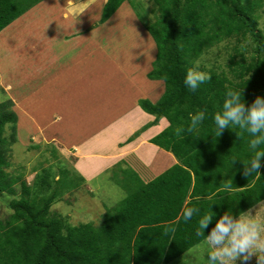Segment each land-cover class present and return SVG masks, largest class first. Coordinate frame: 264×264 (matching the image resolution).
<instances>
[{
	"label": "trees",
	"instance_id": "obj_1",
	"mask_svg": "<svg viewBox=\"0 0 264 264\" xmlns=\"http://www.w3.org/2000/svg\"><path fill=\"white\" fill-rule=\"evenodd\" d=\"M41 1L0 0V31ZM150 1L152 21L143 18L135 0H106L99 23L128 2L151 36L156 54L147 78L162 81L163 93L155 102L140 99L138 106L155 120H167L168 126L149 143L170 152L177 163L148 183L130 167H120L111 180L125 197L106 210L100 225L71 226L49 216L56 193L31 198V189L19 176L5 171L16 142L17 115L11 100L0 102V195H16L18 183L22 190V196L11 201L13 213L0 220V264H168L206 239L225 212L237 218L264 200V158L260 174H243V162L254 155L252 137L236 126L217 136L214 122L228 89L241 92L248 107L256 97H264V36L257 29L256 13L262 0ZM233 37L252 39V61L246 64L241 56L230 65L233 79L211 73L210 80L190 90L184 83L187 69L205 50ZM198 110L205 112V119L188 132L189 115ZM7 125L9 140L3 136ZM177 127L184 128L179 136ZM184 207L200 212L185 221ZM205 213L213 221L205 235L198 236V221Z\"/></svg>",
	"mask_w": 264,
	"mask_h": 264
},
{
	"label": "rangeland",
	"instance_id": "obj_2",
	"mask_svg": "<svg viewBox=\"0 0 264 264\" xmlns=\"http://www.w3.org/2000/svg\"><path fill=\"white\" fill-rule=\"evenodd\" d=\"M135 5L146 21H152L150 10L153 6L150 0H135ZM133 8L126 2L106 24L107 36H103V41L109 52V82L105 77L95 75L99 71L96 66L91 77L90 65L77 69L65 65L49 66L42 76L44 79L37 84L38 95L28 99L26 94L36 93H27L28 83H12L11 89L9 83L2 80L4 76L0 79V102L11 100L12 110L17 115L16 142L10 147L9 167L5 168V171L19 176L31 189V198L40 199L56 193L49 216L63 218L71 226L84 223L100 225L106 210L116 206L126 195L111 180L113 172H119L120 167L138 169L140 166L137 164H141L137 155L140 145L134 146L124 158L117 156L115 158L120 160L116 162L106 160L103 164L109 166L85 182L80 170L83 159H78L76 148L71 144L99 131L107 122L129 114L126 112V102L120 97L121 87L130 92L125 93L126 99H130L136 88L138 93H151V85L147 87L149 82L146 80H149L147 73L152 69L156 48ZM58 12L59 9L48 7L45 3L40 7V14H43L41 23L64 26V20L58 18ZM256 13L257 29L264 36V0ZM253 55L254 43L251 38L233 37L205 50L195 61L200 62L202 71L209 74L223 72L232 78L231 63L243 57L245 60L242 61L249 64ZM35 57L36 54L30 53L27 60L21 62L26 65L35 61ZM6 62L8 64L4 65V60H0V70L3 72L5 69L11 72L14 62L19 65L21 63L16 57ZM130 77H140L145 83L128 81ZM159 85L163 88L162 82L157 87ZM123 112L126 113L122 115ZM140 128L141 126L137 125L133 129L132 137H135L134 134ZM11 133L7 125L3 136L9 140ZM105 133L102 131L97 137L101 139ZM111 157L109 156V159ZM15 190L16 195H0L1 221H5L13 213L11 201L22 196L20 183L15 185Z\"/></svg>",
	"mask_w": 264,
	"mask_h": 264
},
{
	"label": "crops",
	"instance_id": "obj_3",
	"mask_svg": "<svg viewBox=\"0 0 264 264\" xmlns=\"http://www.w3.org/2000/svg\"><path fill=\"white\" fill-rule=\"evenodd\" d=\"M48 1L43 0L36 4L0 31V60H4V65L8 64L6 61L10 58L16 57L21 62L27 60L30 53L36 54L35 61L26 65L25 62H21L20 65L12 63L13 70L11 69V72H8L7 69L4 72L0 70V79L3 78L5 83H9L11 89L12 83H28L26 85L27 93L36 92L26 94L25 97L28 99L38 95L39 86L37 84L44 79L42 76L47 72L49 66L65 65L77 69L82 68L83 65L84 68L86 65H90V77L94 66H96L99 71L95 75L103 76L109 82V52L103 41V36H107L106 24L110 18L103 24L99 23L102 7L106 0H94V3L80 16L72 15L66 10L67 2L65 0H54L53 2L51 0L50 3ZM74 2L84 3L86 0H74ZM45 3L48 7L59 9L58 18L64 20V26H56L55 23L48 25L41 23L40 19L43 14H40V7ZM127 80L138 81L139 84L145 83L140 77H132V79L130 77ZM146 81L149 82L147 87L151 85L152 88L148 95L138 93V88H136V91L130 95V99H126L125 93L130 94V92L121 87L122 96L120 97L126 102L128 106L126 112L129 114L124 115L126 112H123L124 116L118 120L107 122L99 131L87 135L81 141L76 140L75 143H71L76 148L78 159L79 157L83 159L80 170L85 182L109 166L103 164L106 160L116 162L120 159L115 157L123 156L124 158L134 149V146L138 145L140 147L137 148V155L141 164L138 163L137 166L140 167L138 169L130 168L144 183L152 181L177 163L170 152L149 143L151 138L168 126V122L165 118L155 120L154 116L142 112L138 106L140 99H150L155 102L163 93L161 85L157 87L162 81ZM136 94L138 96H135ZM137 125L141 126L140 130L143 127L147 128L139 134L137 141L135 139L138 137L127 142ZM102 131L106 133L100 139L97 135ZM109 156H112L111 159ZM251 209L252 215L255 216L259 211V204ZM259 216L261 223L264 224V211H261ZM205 240L190 248L191 254L187 257L186 264H208V253L211 248L205 243ZM184 259L185 252L168 264H183ZM235 264H244V262L241 258ZM247 264H257V257L253 256Z\"/></svg>",
	"mask_w": 264,
	"mask_h": 264
},
{
	"label": "clouds",
	"instance_id": "obj_4",
	"mask_svg": "<svg viewBox=\"0 0 264 264\" xmlns=\"http://www.w3.org/2000/svg\"><path fill=\"white\" fill-rule=\"evenodd\" d=\"M94 3V0H86L84 3L67 0L66 10L72 15L80 16ZM264 27V25H262ZM209 73L201 70L199 61H195L192 67L186 71L184 79L185 85L195 92L199 86L210 80ZM205 112L198 110L189 115L190 124L188 132H193L204 121ZM214 122L217 129V136L230 126H236L246 131L252 138L249 146L254 155L244 164V176H251L253 173L260 174L261 160L264 158V150H257L264 145V97H256L251 106H246L239 91L228 89L225 92L222 110L214 115ZM184 131L183 127L175 129L179 136ZM239 138V137H238ZM230 181L225 185L230 186ZM259 211L255 216L252 209L248 212H241L236 218L229 210L225 212L215 226L211 228L210 234L206 235L205 243L210 246L208 253V264H235L238 259L244 264L253 257H257V264H264V224L260 221L259 213L264 211V202H259ZM199 209L184 207L182 216L185 221L190 220L194 215H198ZM213 221L211 214L205 213L198 221V236H204L205 230ZM191 249L185 252L183 264H186L187 257L190 256Z\"/></svg>",
	"mask_w": 264,
	"mask_h": 264
}]
</instances>
